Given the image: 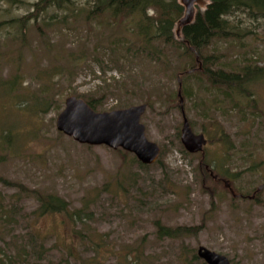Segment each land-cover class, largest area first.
Instances as JSON below:
<instances>
[{"label":"rangeland","instance_id":"rangeland-1","mask_svg":"<svg viewBox=\"0 0 264 264\" xmlns=\"http://www.w3.org/2000/svg\"><path fill=\"white\" fill-rule=\"evenodd\" d=\"M38 1L0 0V22L24 19ZM74 3V13L51 8L23 31L0 30V179L10 183H0V256L15 264H121L131 252L138 264H205L197 257L204 247L230 264H264V190L250 199L264 188V80L247 85L246 97L215 92L202 79L183 82L182 109L207 140L203 155H190L176 98L188 60L159 43L145 48L132 23L89 21V0ZM230 21L237 36L204 52L216 58L214 69L264 68V18ZM69 97L94 101L97 113L147 105L141 123L161 149L159 162L142 169L129 153L59 133ZM206 167L244 198L234 199ZM44 195L60 197L71 212L91 206L81 222L38 217L36 197ZM159 227L199 230L168 238Z\"/></svg>","mask_w":264,"mask_h":264},{"label":"trees","instance_id":"trees-1","mask_svg":"<svg viewBox=\"0 0 264 264\" xmlns=\"http://www.w3.org/2000/svg\"><path fill=\"white\" fill-rule=\"evenodd\" d=\"M205 1L207 2L206 8L199 9L197 7L193 23L183 28L181 40L176 38L175 33L177 23L184 15V9L180 5L179 0H89L91 10L88 12L87 19L90 21L108 17L113 24L132 23L136 37L145 48L159 43L180 52V56L186 58L188 62L177 73L178 80L182 81L178 82L179 87L176 98H179V91L182 92L183 96L185 95L183 82L192 78L202 79L213 91L221 92L225 96H228L229 92L238 90L246 97L248 93L246 90L247 85L254 81L264 80V68L254 65L245 67L237 73H226L222 70L216 71L214 69L216 58L210 55L206 56L204 52L216 40H228L237 36L236 28L230 21L235 14H246L252 18H255V16L264 18V0ZM74 5V0H39L33 5V12L24 19L0 22V30L4 25L16 24V27L23 31L27 22L37 21L40 15L48 9L53 8L58 11L74 13ZM151 12H153V16L149 15ZM118 43L114 42L113 44L116 46ZM143 51L145 52L146 49H143ZM147 56L151 59L159 58V56L151 52H148ZM251 98L253 99L252 95L249 99ZM225 100H229V98L226 97ZM93 102H88V104L91 108L96 109ZM253 102L254 100L251 103ZM179 106L178 104L177 107L180 108ZM253 108L256 107L254 106ZM222 137L223 140L226 138L225 135ZM123 156L127 157L129 155L123 153ZM202 162L204 163V159H202ZM139 165L142 169L148 168V166H143L140 163ZM261 167L262 164L260 163L257 166H253L251 170ZM217 177L220 179L219 176ZM221 179L228 181L233 186L230 180L223 177ZM0 183L10 186V183L2 179H0ZM224 189L227 190L225 187ZM256 191H254L255 201L259 200L261 194V192L256 193ZM36 198L39 203L38 217L66 214L73 223L81 222L84 212L89 210L91 206L86 204L80 211L71 212L69 205L56 195H44ZM198 230L158 228L160 236L168 238L196 235ZM75 234L77 236L81 235L78 231H75ZM99 247H101V244L95 243L96 250ZM2 255L3 258L0 256V264H15L13 261H15L16 257L7 256L5 252H2ZM19 257L20 255H18ZM132 257L133 253L129 252L124 257L118 258V260L121 264H138V259Z\"/></svg>","mask_w":264,"mask_h":264},{"label":"water","instance_id":"water-1","mask_svg":"<svg viewBox=\"0 0 264 264\" xmlns=\"http://www.w3.org/2000/svg\"><path fill=\"white\" fill-rule=\"evenodd\" d=\"M184 9L183 17L176 25V38L181 40L183 28L191 25L199 9H205V0H179ZM180 83V79L178 80ZM180 98L181 109L183 100ZM147 105H140L110 113H97L89 104L80 98L69 97L65 101V108L57 117L56 129L65 137L71 138L79 145L89 147H107L113 151L122 150L133 155L143 166L156 164L161 156L160 147L150 142L146 137L145 127L141 123L143 115L147 111ZM181 144L190 155L204 154L207 144L206 137L196 135L182 109ZM214 181L221 182L234 199H240L231 184L223 179H218L213 173L210 174ZM264 188H258L260 193ZM255 199V194L250 198ZM197 257L205 264H230L228 259L200 247Z\"/></svg>","mask_w":264,"mask_h":264},{"label":"flooded vegetation","instance_id":"flooded-vegetation-1","mask_svg":"<svg viewBox=\"0 0 264 264\" xmlns=\"http://www.w3.org/2000/svg\"><path fill=\"white\" fill-rule=\"evenodd\" d=\"M206 171H207V172H209V175L211 174V171H210V169H208L207 167H206ZM243 198H244V197H242V196H241V198H240V199H243Z\"/></svg>","mask_w":264,"mask_h":264}]
</instances>
